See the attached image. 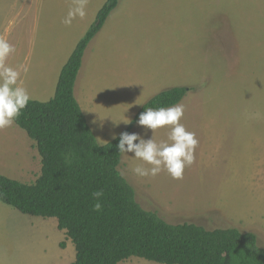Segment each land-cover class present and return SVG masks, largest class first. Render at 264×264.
Instances as JSON below:
<instances>
[{"label":"rangeland","instance_id":"1","mask_svg":"<svg viewBox=\"0 0 264 264\" xmlns=\"http://www.w3.org/2000/svg\"><path fill=\"white\" fill-rule=\"evenodd\" d=\"M105 1L86 0V16L66 26L73 0H0V36L16 48L6 63L28 68L21 79L31 100L52 96L61 67ZM177 86L188 88L181 122L199 140L195 162L180 180L163 171L135 176L134 153L122 154L117 170L137 204L163 221L251 232L264 249V0H120L87 46L73 93L103 145L129 128L124 116L133 121L149 99ZM129 133L152 135L136 122ZM167 134L162 128L154 137L167 141ZM41 165L24 131L15 124L0 130L1 176L31 185ZM73 259L55 219L0 203V264Z\"/></svg>","mask_w":264,"mask_h":264},{"label":"trees","instance_id":"2","mask_svg":"<svg viewBox=\"0 0 264 264\" xmlns=\"http://www.w3.org/2000/svg\"><path fill=\"white\" fill-rule=\"evenodd\" d=\"M119 1L106 0L97 11L61 67L52 96L30 100L15 122L34 142L42 165L31 185L0 175V203L23 216L55 219L73 246L72 264H120L130 258L157 264H264V249L251 232L173 225L143 210L117 170L120 134L100 145L89 128L74 97V84L87 46ZM187 92L177 86L158 93L124 132L147 108L171 106ZM99 190L104 196L97 212L92 193Z\"/></svg>","mask_w":264,"mask_h":264},{"label":"clouds","instance_id":"3","mask_svg":"<svg viewBox=\"0 0 264 264\" xmlns=\"http://www.w3.org/2000/svg\"><path fill=\"white\" fill-rule=\"evenodd\" d=\"M85 16L86 0H73V7L69 8L62 23L70 26L74 19ZM15 52V46L7 38L0 36V130L11 128L32 99L21 79V73H27L28 68L23 65L15 68L6 63ZM185 111L186 106L182 101L171 106L149 107L139 115L136 121L138 126L145 129V134L151 131L152 135L149 138L146 139L139 133L120 134L117 145L119 153L126 156H128L127 153H134L131 158L140 161L131 169L135 176L154 178L163 171L172 179L183 178L185 169L195 162L196 149L199 146L196 133L187 130L181 122ZM121 122L126 125L132 123L125 116ZM114 124L119 125V123ZM162 128H168L167 141L157 142L154 133ZM113 139H116V136H113ZM92 196L96 201L93 210L98 212L102 208L100 201L104 192L103 190L94 191Z\"/></svg>","mask_w":264,"mask_h":264},{"label":"crops","instance_id":"4","mask_svg":"<svg viewBox=\"0 0 264 264\" xmlns=\"http://www.w3.org/2000/svg\"><path fill=\"white\" fill-rule=\"evenodd\" d=\"M90 125H91V127L94 129L93 124L91 123ZM88 126H89V125H88ZM94 132H95L97 138L100 137V140H99V141L101 142V136H102L101 132H100V131H97V130H94ZM94 132H93V133H94ZM95 134H94V135H95ZM96 136H95V137H96ZM108 142H109V141H108ZM45 253H47V252H45ZM57 260H58V262H60V261H63V258H59V259H57ZM55 261H56V260H55Z\"/></svg>","mask_w":264,"mask_h":264}]
</instances>
